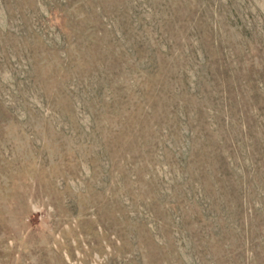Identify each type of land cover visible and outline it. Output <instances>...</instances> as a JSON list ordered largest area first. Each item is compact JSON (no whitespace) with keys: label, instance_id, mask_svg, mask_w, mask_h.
<instances>
[{"label":"rangeland","instance_id":"374dc122","mask_svg":"<svg viewBox=\"0 0 264 264\" xmlns=\"http://www.w3.org/2000/svg\"><path fill=\"white\" fill-rule=\"evenodd\" d=\"M0 264H264V0H0Z\"/></svg>","mask_w":264,"mask_h":264}]
</instances>
